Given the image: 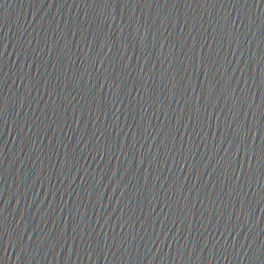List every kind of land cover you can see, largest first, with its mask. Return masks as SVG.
<instances>
[{"label": "water", "instance_id": "obj_1", "mask_svg": "<svg viewBox=\"0 0 264 264\" xmlns=\"http://www.w3.org/2000/svg\"><path fill=\"white\" fill-rule=\"evenodd\" d=\"M0 264H264V0H0Z\"/></svg>", "mask_w": 264, "mask_h": 264}]
</instances>
